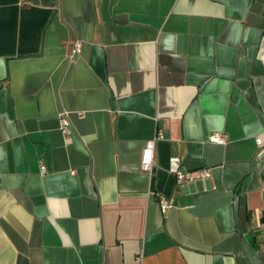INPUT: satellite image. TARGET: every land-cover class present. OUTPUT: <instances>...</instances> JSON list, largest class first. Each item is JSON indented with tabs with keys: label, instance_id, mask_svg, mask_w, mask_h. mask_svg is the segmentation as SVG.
<instances>
[{
	"label": "crops",
	"instance_id": "crops-1",
	"mask_svg": "<svg viewBox=\"0 0 264 264\" xmlns=\"http://www.w3.org/2000/svg\"><path fill=\"white\" fill-rule=\"evenodd\" d=\"M263 178L264 0H0V264H264Z\"/></svg>",
	"mask_w": 264,
	"mask_h": 264
},
{
	"label": "built area",
	"instance_id": "built-area-1",
	"mask_svg": "<svg viewBox=\"0 0 264 264\" xmlns=\"http://www.w3.org/2000/svg\"><path fill=\"white\" fill-rule=\"evenodd\" d=\"M80 51H81V43L76 42L74 52L75 54H78L80 53ZM59 128L64 135H70L72 133L71 123L68 118V114L65 111H62L59 113ZM161 136H162L161 131L157 130V133L155 134V136L149 139L145 143V149L143 150L142 158H141V168L143 170L150 169L151 164H152V157H153V150L155 147V142ZM210 140L218 144H224L227 141V135L222 132H215L210 137ZM256 140L258 143H260L259 138H257ZM40 170L41 172H44L45 166L41 165ZM170 171L175 176V180L177 183H182V182L193 183L196 180L207 179L211 175V170L208 167H200V168H195V169L183 168L181 165L180 158L178 156H172L170 158ZM260 191H261V194L264 196V178L261 181ZM170 207H171V201L166 198H161L160 200L161 211L164 213ZM262 230L264 233V223L262 224Z\"/></svg>",
	"mask_w": 264,
	"mask_h": 264
}]
</instances>
